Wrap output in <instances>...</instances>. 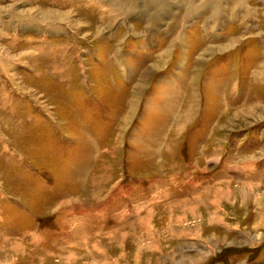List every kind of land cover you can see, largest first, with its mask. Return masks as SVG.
Segmentation results:
<instances>
[{"label":"rangeland","instance_id":"374dc122","mask_svg":"<svg viewBox=\"0 0 264 264\" xmlns=\"http://www.w3.org/2000/svg\"><path fill=\"white\" fill-rule=\"evenodd\" d=\"M88 1L0 0V264H264V0Z\"/></svg>","mask_w":264,"mask_h":264},{"label":"bare ground","instance_id":"6f19581e","mask_svg":"<svg viewBox=\"0 0 264 264\" xmlns=\"http://www.w3.org/2000/svg\"><path fill=\"white\" fill-rule=\"evenodd\" d=\"M88 1V0H87ZM106 1V0H105ZM136 1V0H135ZM189 1V0H188ZM195 1H197V0H195ZM195 1H193V2H195ZM205 1V0H204ZM234 2H236V3H240V2H242V0H233ZM71 2V1H70ZM114 6L115 5H119V6H121L122 4H120L117 0L116 1H110ZM185 2H187V0L185 1ZM184 2V3H185ZM192 2V3H193ZM198 2V1H197ZM206 2V1H205ZM209 2V1H208ZM207 2V3H208ZM222 2V1H221ZM88 3H89V1H88ZM122 3H124V2H122ZM130 3H131V1H130ZM190 3V2H189ZM206 3V4H207ZM70 4V3H69ZM103 4V3H102ZM161 4V3H160ZM163 4V3H162ZM165 4H166V0H165ZM186 4H188V3H186ZM186 4H184V5H186ZM201 4V3H200ZM204 4V3H203ZM124 5V4H123ZM131 5H132V3H131ZM134 5V4H133ZM145 5V4H144ZM147 5V4H146ZM149 5V4H148ZM159 5V4H158ZM164 5V4H163ZM174 5V4H173ZM202 5V4H201ZM221 5V4H220ZM222 5H224V4H222ZM71 6V5H70ZM166 6H168V5H166ZM165 6V7H166ZM190 6V9L188 8L187 10L184 8L183 9V6L182 7H179L180 9H181V11H183V13H184V15H185V19L186 18H189L190 19V16L191 15H193V17H194V15H197V14H194V12L196 11H192V9H193V7L191 6V5H189ZM208 6H211V4H209ZM111 7V6H110ZM169 7V6H168ZM167 7V8H168ZM191 7H192V9H191ZM195 7V6H194ZM202 7H204L203 5H202ZM109 8V7H108ZM107 8V9H108ZM116 8V7H115ZM123 8H124V6H123ZM129 8V7H128ZM133 8V7H132ZM137 8V7H136ZM152 8H154L153 6H152ZM159 8V7H158ZM199 8V7H198ZM226 8V7H225ZM224 7H223V9H225ZM134 9V8H133ZM155 9V8H154ZM157 9V8H156ZM174 9H175V7H174ZM195 9V8H194ZM201 9V8H200ZM205 9V8H204ZM208 9V8H207ZM210 10H211V8H209ZM221 9V8H220ZM237 9V8H236ZM241 9V8H240ZM235 10V9H234ZM155 11V10H154ZM161 11V10H160ZM166 11H167V9H166ZM165 11V12H166ZM169 11V10H168ZM214 11V10H213ZM212 11V12H213ZM217 11V10H216ZM110 12H112V10L110 11ZM124 11H123V9L121 10V13H123ZM220 13H221V11H219ZM223 12H224V10H223ZM235 12V11H234ZM233 12V13H234ZM101 13V12H100ZM117 13V12H116ZM119 13V12H118ZM139 13V12H138ZM109 14V13H108ZM108 14H106V15H108ZM111 14V13H110ZM136 14V13H135ZM135 14H134V16H135ZM140 14V13H139ZM168 14V13H167ZM213 14V13H212ZM222 14V13H221ZM153 15V14H152ZM218 15V14H217ZM217 15H215V18L217 19V20H220V17H217ZM199 16V15H198ZM100 17V16H99ZM103 17H105V16H103ZM180 17V16H179ZM192 17V16H191ZM192 17V18H193ZM226 17V16H225ZM229 17V16H228ZM107 18V17H106ZM177 18V17H176ZM191 18V19H192ZM213 18V17H212ZM227 18V17H226ZM230 18V17H229ZM222 19V18H221ZM105 20V19H104ZM103 20V21H104ZM152 20H154V18L152 19ZM206 21V20H205ZM204 21V22H205ZM211 21V20H210ZM214 21H216L215 19H214ZM223 21V20H222ZM226 21V20H225ZM99 22V21H98ZM100 22H101V18H100ZM153 22H155V21H153ZM161 23V22H160ZM156 24H157V21H156ZM103 25V24H102ZM206 26V25H205ZM216 26V25H215ZM97 195H98V193H97ZM93 196H94V194H93ZM96 196V195H95ZM63 205V204H62ZM100 213V212H99ZM99 216V215H98ZM122 220V219H121ZM146 222V221H145ZM139 224V223H138ZM140 226H142V225H140ZM142 228V227H141ZM80 229H82V228H80ZM140 229V228H139ZM83 230V229H82ZM81 230V231H82ZM118 231V230H117ZM85 232V231H84ZM86 232H88V231H86ZM76 233H77V231H76ZM76 236V235H75ZM95 236V235H94ZM96 238V237H95ZM35 242V241H34ZM79 244V243H78ZM75 245H77V244H75ZM16 248H17V246H16ZM87 248V247H86ZM88 249V248H87ZM143 249V248H142ZM102 253H103V251H102V249H101V247L100 246H97V245H93V246H91V249H90V254H97V255H102ZM73 262V261H72ZM101 264V263H100Z\"/></svg>","mask_w":264,"mask_h":264}]
</instances>
